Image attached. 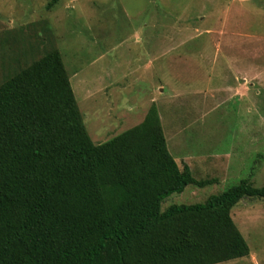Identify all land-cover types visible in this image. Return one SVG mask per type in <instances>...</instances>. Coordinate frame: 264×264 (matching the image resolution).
Instances as JSON below:
<instances>
[{"label":"rangeland","instance_id":"obj_1","mask_svg":"<svg viewBox=\"0 0 264 264\" xmlns=\"http://www.w3.org/2000/svg\"><path fill=\"white\" fill-rule=\"evenodd\" d=\"M224 18L226 37L235 40L223 56L260 72L234 82L221 73L215 39ZM257 42L264 46V0H0V84L58 49L95 143L142 123L155 104L180 166L217 179L171 194L163 210L204 202L252 170L254 185H264V51L256 52ZM241 83L244 95L226 93ZM229 158L242 169H227ZM232 215L251 253L218 264H264V199L244 198Z\"/></svg>","mask_w":264,"mask_h":264},{"label":"trees","instance_id":"obj_2","mask_svg":"<svg viewBox=\"0 0 264 264\" xmlns=\"http://www.w3.org/2000/svg\"><path fill=\"white\" fill-rule=\"evenodd\" d=\"M253 173L204 202L163 210L171 194L217 179L180 166L155 104L142 123L95 143L54 49L0 84V264L246 257L251 248L232 211L244 198L264 199Z\"/></svg>","mask_w":264,"mask_h":264},{"label":"crops","instance_id":"obj_3","mask_svg":"<svg viewBox=\"0 0 264 264\" xmlns=\"http://www.w3.org/2000/svg\"><path fill=\"white\" fill-rule=\"evenodd\" d=\"M226 22H227V19L224 18L223 24L220 25L221 27L218 26V28L216 30L217 38L215 40H216V49H217V64L221 61V65H222L221 73H223V75L226 73L227 77H225V76L224 77L227 78V79H230V80H232V82H234L236 80L238 81L240 79V76H242L241 78L244 79V77H243L244 75H247V76L255 75L257 72H260V71H257V68L255 66H253L254 69L250 73L249 69L246 68V67L243 68L241 66L240 62L237 59H235L234 57L223 56L222 52H223L224 45L225 46L231 45L233 47L234 40H235V37H233V38L226 37L227 35H229V31L227 30V26L228 25L226 24ZM233 36H235V35H233ZM253 47L256 48V52L258 54H260L261 52L264 51V46H261V43H260V47L258 45V42L256 44L254 43ZM231 76H232V78H231ZM222 80H224V78H222ZM230 86H231L230 88H229V86H227L225 88L226 90L224 89L225 91H227L226 93L229 96L235 97L236 95H238L237 93H241L242 95H244V93L246 92V84H244V83L235 84V85L233 84V85H230ZM229 89L233 90L232 94L229 93ZM167 140H168V138H167ZM169 146H170V144H169ZM175 158L178 161V158L176 156H175ZM217 159L215 160L213 158L212 161H214L217 164V162H216ZM227 160L229 161L227 163V166H226L227 169L232 170V171H239L240 169H242V168H239V167H242V165L240 163H238V165H237V160L236 159L232 160V159L229 158ZM212 161H206V163H211ZM223 166H225V162H223ZM192 170H193V168H192ZM205 178H208V177H205ZM211 178H213V177H211Z\"/></svg>","mask_w":264,"mask_h":264}]
</instances>
